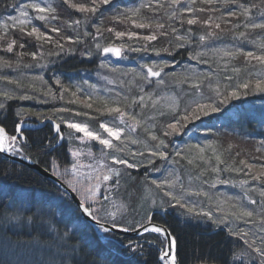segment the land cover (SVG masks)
<instances>
[{
  "label": "snow or ice",
  "instance_id": "1",
  "mask_svg": "<svg viewBox=\"0 0 264 264\" xmlns=\"http://www.w3.org/2000/svg\"><path fill=\"white\" fill-rule=\"evenodd\" d=\"M68 8L75 10V12L82 14L83 19L67 21L66 28L76 29L82 24L88 23L98 14H102V6L113 5L114 0H86V2H75V0H62ZM200 5L197 7V0H139L138 4L131 7L120 9L118 6L114 9V14L111 20L116 23L128 25L124 31H118L113 27H108L102 30L103 20L99 24H91L95 29V33L88 32L86 27L83 33L77 32L75 36H65L60 27L51 26L54 21H59L56 14L57 10L51 3L45 0H26L20 3L19 0H12L11 3L6 4L16 12V15H8L3 20H0V50L5 53H14L16 48L24 49L25 43L19 42L26 41L31 38L35 42L38 51L27 53L31 55L34 61L43 59L44 53L39 51L45 44L53 46V51L47 53L48 56H59L63 52L73 51L65 47L66 43L79 44L83 42L84 37H92L96 40L97 37L102 38L103 32L107 31L113 34L116 39L123 41L127 38L129 41L136 40L143 41L137 47L121 43L120 45L103 46L96 43L95 47L98 51L105 54H112L116 57H122L123 49L127 48L132 52H148L152 51L157 56L161 52L169 53L175 49L183 48L185 44L193 43L191 36L193 29L191 26H199L206 29L204 34L199 36V42H205L209 39L217 38L219 35L224 34L221 24L231 25L229 31L232 32V39L241 42H251L249 37L256 33L257 30L264 34V0L260 3H249L247 0H199ZM219 3L223 6L221 8L215 5ZM142 9H147L151 14V19L148 16L142 15ZM252 9H257L259 16L258 19H252ZM167 18V21H179L181 27L188 25L189 27L184 30V34L180 35V29L171 26V24L159 22V13ZM218 13V15H216ZM206 16L202 19L201 16ZM243 18V19H241ZM243 26L245 31L237 32L236 29ZM135 29H150L147 35H141ZM30 28V30H29ZM219 30V32L217 31ZM18 32L19 37L12 36L11 33ZM159 37H173L174 44L170 42L169 47L154 48L151 47L150 42L157 41ZM63 41V42H62ZM259 52L252 50H245L244 47H233L232 49H215V53L220 55L224 60V70H228V65L232 60L243 57L245 68H256L260 66L259 70L253 73L249 71L248 76L256 75L258 78L255 80L245 78L243 82H238L235 85L226 84L221 85L217 80L212 82L210 77L212 73L204 74L203 76H193L191 78L185 76L184 79L175 81L178 83H189V92L184 93L186 99L182 100L179 94H172L171 96L156 95L155 92H147L140 84L151 86L153 83L157 88L163 89L166 86L165 77L169 73L165 69L170 66V61H152L151 64L144 63L139 65V68L131 69L134 79L129 83H135L139 87V95L131 97L122 96L117 93L115 99H109L103 96H98L93 99L92 95H87L84 101H80L77 97V92L82 90L77 86V91L72 92L70 88L65 87L60 78L55 79V84L59 85V99L64 98L65 93H69L73 99L70 103L82 104L85 109H93L96 113L95 116H90L87 111L74 112L71 108L54 109L53 114L56 113H73L75 116H84L88 119L83 122H76L71 116L65 118L57 116L59 122L53 123V130L56 133L57 141H66L73 144L75 141H80L85 148H69L68 153L72 158L68 165L63 169L60 175L64 178V183L72 189L73 192L79 193L81 200L78 203V208L89 217L97 226V230L104 233V239H110V234L115 229H120L124 232L140 230L143 233H156L158 239L154 242L158 250L159 264H181L178 258V242L177 237L166 227H161L153 223V215H145L144 222L133 220L132 225L125 227L123 217L130 208V205L125 201H117L112 199V194L119 187L120 178L124 172L131 169H139L146 166H151L155 171H159L155 167L156 160H167L170 158L168 137L178 136L184 132L189 124L201 120L202 117L209 116L212 113L222 111L221 105H227L232 99H239L241 96L249 94V90L253 92L264 93V40L258 45ZM85 55H91L90 52H85ZM17 56V65L19 58L26 55L25 52H15ZM191 59L197 60L200 63H208L203 59L205 53L194 52L189 53ZM255 62V63H253ZM43 67V65H39ZM13 63L10 60L0 56V68H11ZM30 67V65H25ZM101 67H106L103 63ZM115 71V69H113ZM233 75L226 76L224 79L232 81L234 76L239 80L241 68L232 67ZM128 73H125L127 75ZM175 76V73L171 74ZM138 78V80L136 79ZM0 80L7 81L8 84L16 85L17 88L31 87L35 89V81H41L46 85L43 90L45 96H50L53 99L57 98V91L53 86L47 84L43 77H33V83L25 86L22 85L19 79L11 78L7 75H0ZM207 81L208 90L213 93L211 96H205L201 91L202 85ZM223 87V91L221 88ZM27 92L21 95H16L13 91H0V111L7 108V101L14 99L28 100L33 99ZM167 100V103L162 101ZM139 108L140 112L137 113L134 109ZM145 110H150L154 113L153 116L147 119L143 116ZM18 117L29 115L23 109L16 113ZM107 116V120H101L98 127H91L90 122L96 120L98 117ZM167 116L171 122L159 125L160 135L157 134V117ZM45 119H52L46 116ZM148 120L153 121L151 124ZM62 128L67 129V132ZM137 129H142L146 134V139L141 140L137 133ZM79 134V135H77ZM92 142L100 146L98 153H93L91 149ZM260 147L256 149L257 152L264 150V140L258 142ZM138 146L133 148L131 146ZM30 147L28 137L25 135L24 121L21 120L16 123L11 131L7 126L0 122V153L15 154L28 158L25 149ZM233 145L229 144L228 150ZM49 153L55 152V146L52 141H48L45 145ZM208 151L212 152V156H207ZM86 155L92 160V163L83 165L79 162L80 157ZM239 153H237V156ZM223 152L217 150L213 142L209 141L204 146L201 144L187 145L185 149L175 150L171 153L173 164H179L181 159L187 160L189 165H196L197 161H202L204 167H200V174L203 176L209 171L217 174V183H229L227 180H220L219 174L221 172H236L244 173L252 181H260L261 187L258 190L261 197L259 213L249 210L241 206L240 203L234 202L228 204V210L222 207H217L216 211L221 212L220 217H215L212 211H205L203 208L197 210L195 204H188L184 201L185 195H205L203 191L191 192L186 188L180 180L179 175H175V170L169 173L168 177L161 180L152 179L151 184L156 189L163 192L164 197L170 198L171 207H181L187 210L188 214H194L196 217L203 216L208 220L220 227L221 225L227 228L230 236L237 237L243 242L245 246L239 254H232L233 261H239L240 264H264V163L255 164L248 163L246 160L239 161L240 166L235 165V160L229 163L226 159L222 158ZM55 159V157H53ZM264 159V157H261ZM214 164L209 166V161ZM110 161V163H109ZM54 169H58L59 165L52 163L50 165ZM122 166V167H117ZM243 166V167H241ZM87 171H83L84 168ZM123 169V172H122ZM246 170V171H245ZM148 175V172H145ZM171 177V178H170ZM109 182L102 191V185ZM207 183V181H205ZM248 180L240 181L241 186L246 185ZM179 185L180 194H177L174 189ZM108 193L105 195L104 193ZM247 195V193H245ZM237 199V198H230ZM144 203L148 204V198H144ZM169 201L163 198L158 203L156 199L151 198L150 207H160ZM252 204H257L256 200H251ZM121 219H117V217ZM253 217H257L253 220ZM243 220L245 223H250L258 226L259 235L251 230L244 231L234 228L230 220ZM71 239V237H68ZM64 247H69L65 244ZM128 249L133 253L139 254L143 252V248L139 244H133L132 241L128 242ZM72 259L75 260L76 249H72ZM61 264H64L62 260ZM200 264H216V259L208 256L200 260ZM224 264H228L227 261Z\"/></svg>",
  "mask_w": 264,
  "mask_h": 264
},
{
  "label": "trees",
  "instance_id": "2",
  "mask_svg": "<svg viewBox=\"0 0 264 264\" xmlns=\"http://www.w3.org/2000/svg\"><path fill=\"white\" fill-rule=\"evenodd\" d=\"M23 1L26 0H19V2L22 3ZM52 1L61 15V20L57 27L62 29L65 36H75L77 32L82 34L85 27L88 32L94 34L95 31L93 32V30L95 29L91 27V24H99L101 20H103L102 30L108 27H113L118 31L126 30V28L130 26L116 23L111 20L114 9L117 6L120 9L131 7L130 5L136 4L138 0H114L113 5L102 6V14L98 13L88 25L82 24L80 28L81 31L79 28H66L65 22L83 19L82 14L68 8L62 3V0ZM11 2L12 0H0V16L13 10L5 6ZM75 2H86V0H75ZM247 2L259 4L260 0H247ZM196 6H202L199 0H197ZM215 6L223 10L221 4L217 3ZM254 12L258 13V10L252 9V13ZM142 15H146L151 19V14L148 13L147 9H142ZM158 15L160 16L159 22L166 23V27L167 24H171V26L179 28L180 35H183L184 30L189 27L186 24L181 27L180 22L176 20L168 22L163 12ZM216 15H218V13ZM201 18L204 19L206 16L202 15ZM191 27L193 29V34L191 36L193 43L185 44L183 48L175 49L171 54L161 52L160 55L157 56L152 51L132 52L127 48L124 49L125 51L132 52L123 54L129 57H140L144 56L146 53L147 58L143 60V64H151L152 59L157 62L161 60L170 61V66L165 69V72L169 73V75L165 77L166 86L163 89L155 86H145V91L149 92L153 90L155 94L159 93L161 90L164 92H174L179 94L181 99L184 100L186 99L184 93L189 92L190 89V81L189 83H178L175 81L182 80L185 76L191 78L197 75L203 76L204 74L212 73L213 75L210 77L212 82L215 83L218 80L222 86L229 83L235 85L238 82H243L245 78L252 80L258 78L256 75L248 76L247 73L253 70L255 72L258 71L260 66L257 65L256 68H245L244 58L242 56L232 60L231 64L228 65L227 71L224 70V60L227 58L221 59L217 57V55L211 54V50L208 49H206L203 57L208 63H200L197 60L191 59L189 53L199 52L196 48V46L199 45V36L206 31V29H202L199 26ZM221 27L224 29V34L211 39V42L217 39L220 41L216 42V45L223 44L224 42L235 43L236 45L242 44L246 51L252 50L259 52L258 45L264 40V34H261L259 30L249 37L250 41H255V43H251L233 40L232 32L229 31L232 27L231 25H224L222 23ZM131 30L137 31L141 35H147L151 31L150 29H135L134 27L131 28ZM217 31L219 32V30ZM236 31H245V29L241 25ZM11 35L17 38L19 37L18 32L11 33ZM19 42H24L25 47L24 49H19L17 47L15 52L23 51L26 55L19 58V64L17 65L18 58L15 52L5 53L0 50V56H4L5 59L13 63V67L0 68V71L1 69H6L9 73H11V71L15 73L21 71L20 73L24 74L25 71L23 70L27 68H32L35 65H43L44 76L48 78L50 74L56 75V78H60L63 83L64 81L70 83L73 79L82 80V76L85 75V72L89 77H85V80L88 79L89 82L94 81L91 74H96V78H98L100 73L96 62L101 51L96 49V42H100L102 46L120 45L124 43L131 47H137L139 44L144 43L143 41H139L138 44L136 40L129 41L127 38L121 41L116 39L113 34L104 31L103 37H97L96 40H93L92 37H84L82 43H66L65 47L73 49V51L63 52L59 56H48L47 53L53 51V46L45 44L42 49H39V51L44 53L43 59H39L37 62L33 60L31 55H27V53L38 51L35 42L32 41L31 38H27L26 41H20L18 39V43ZM170 42L174 44L173 37H159L157 41L150 42V45L151 47L159 49L169 47ZM206 46H208V44L205 45V47ZM85 52H90L91 55H85ZM170 57L172 59L177 57V59L171 61ZM137 61L138 59H134L130 62L138 63ZM113 64L116 65L119 63L114 61ZM25 65H30V67H25ZM232 67L241 68L242 71L239 74V80L235 76L232 81L224 79L226 76L233 75L231 71ZM172 73H175V76H172ZM44 81L47 80L44 79ZM20 82L22 85L27 86L33 83V80L29 82L22 79ZM204 86L207 88V81L202 85V90H205ZM44 88H46V85H39L38 81H35V89L31 87L19 88L18 90L21 91L19 94L27 92L29 96H33L34 98L7 101V108L0 111V122H3L9 131H11L19 119H21L16 113L25 106L30 110L40 107L42 108L40 110L42 113L46 114V116L51 115L50 117L57 120V117L51 114L53 112L49 102L44 104L39 101L40 96H45L43 94ZM131 89L132 91H130ZM5 90L7 89L5 88ZM130 90L127 95L129 99L140 94L139 87L132 86ZM221 90L223 91V87ZM181 92L183 93L181 94ZM206 95L211 96L213 93L207 88ZM236 102L238 104H236ZM96 106L97 105L94 104L93 109H95ZM221 108L222 111L218 112V115L212 113L209 116L202 117L201 120L189 124L187 129L193 127V125L197 123V126L200 127L209 126L207 132L214 139L215 147L218 151L223 152L222 158L226 159L229 163L235 160V165L240 166L239 161L241 159L246 160L248 163H264V159H261V157H264V150L260 152L256 151V149L260 147L258 142L264 140V93L249 90L248 95L241 96L239 99H232L227 105H221ZM82 111L84 112L85 110ZM87 112L90 116L96 115L95 111L91 112L87 110ZM153 115L154 113L150 110H145L143 112V116L146 119L147 116L151 117ZM81 117L84 120L88 119L84 116ZM102 119L103 117H98L96 120H92L90 124L93 125L92 127H95ZM152 122L153 121L148 120V123ZM156 122L158 125L156 131L157 134L160 135L159 125L171 121L167 116H164L157 117ZM198 132H200L199 129ZM51 134L52 129L49 125H46L37 135L31 136V134H29L28 140L30 147H28V151L26 152L31 160L48 170H52L50 165L52 164L51 159H53V157L57 159L56 161L58 163L59 160L66 162V147H56L55 138L52 139ZM49 140L53 142L55 152L49 153L46 150L45 145ZM229 144L233 145L230 150H228ZM237 153H239L238 156ZM156 163L158 166L161 161L157 159ZM197 164L200 167L205 166L202 161H197ZM212 164H214V160L209 161V166ZM175 167L178 168L181 176L193 177L195 182L200 183L202 188L205 189H208L210 186L202 183V181H209L210 178L217 176L210 171L201 176L200 167L189 165L187 160L184 159H181L179 164H175ZM149 168H151V166L132 169L125 172L120 178L117 191L118 194H122L123 199L130 205L128 210L130 217L135 218L133 213L136 211L135 208H137V204L139 203L141 217L137 220L138 222L142 223L145 215L148 214L153 215L152 222L162 224L168 228L171 233L177 237L178 258L181 264H196L208 256L215 258L218 264H224L225 261H227L228 264H240L239 261H233L232 254H239L242 248V241L237 237L230 236L226 229L219 227L218 229H213L209 224L204 225L203 222L185 219L176 215V213L171 210L170 212L161 214L156 212L155 209L153 210L152 208L142 206L141 201L144 198H150V196L144 195V191L141 188L142 185L146 184L149 180L145 175V172L148 171ZM220 177L221 179H227L231 183L248 180L245 186L247 190L245 191L248 193L250 199L242 203H247L249 210L259 213L261 208L259 203L261 197L259 191L253 189H259L261 187L260 181H252L244 173L236 172H221L219 174V178ZM0 185V190L5 189L8 192L6 194V200H0V205H3L2 207L4 208L0 216V264H61L62 260L64 264H158L156 258L158 250L154 243L158 239L157 234H144V237L117 235L116 239H120V243L110 245L109 247L106 243L102 242L93 232L92 228L80 218L77 208L68 197L62 194L57 198H53V195L55 194L56 196L57 194L54 191L53 185L30 169L1 159ZM2 192L4 193V191ZM116 192L113 193L114 196ZM22 193L23 195L19 196ZM25 193L28 195L25 196ZM242 194H244V192ZM251 200H256L257 204H252ZM55 210L61 212L60 216H56ZM48 212H51L50 216ZM63 213L64 215L62 216ZM252 219L256 220L257 217H253ZM230 222L233 223L234 221L231 220ZM124 223L125 227L132 225V223L127 224L126 221ZM236 223L238 226H236ZM236 223L232 225L234 228L244 231L251 230L259 235L257 225L245 223L243 220H237ZM244 227L246 228L244 229ZM68 237H71V239H68ZM129 241H132L134 245H141L143 252L139 254L133 253L127 247ZM65 244L69 245V247H64ZM124 244L126 245L123 246ZM73 247L76 249L75 260L72 259L73 253L71 249ZM248 264H251V262Z\"/></svg>",
  "mask_w": 264,
  "mask_h": 264
},
{
  "label": "rangeland",
  "instance_id": "3",
  "mask_svg": "<svg viewBox=\"0 0 264 264\" xmlns=\"http://www.w3.org/2000/svg\"><path fill=\"white\" fill-rule=\"evenodd\" d=\"M26 2V1H23ZM45 2L47 3H51L53 5V7L56 8L54 2L52 0H45ZM22 3V2H20ZM139 3V0L137 1L136 4ZM135 5V4H133ZM130 5V6H133ZM57 10V8H56ZM56 14L59 17V21H54L52 23L51 26H55L57 27L60 23L61 20V15L59 14V10H57ZM8 15H16V12H14L13 10H11L10 12H7L5 14H3L2 16H0V20H3L5 17H7ZM259 13H252V19H258ZM81 26L79 27V30L81 31ZM30 29V28H29ZM95 30H93L94 32ZM83 32V31H82ZM220 40H212L211 39L205 41V42H199V45L196 46V48L199 50V52H206V49L211 50V54L213 55H217V57L221 58L220 55L215 53V49H232L233 47H242V44H238L236 45L235 43H230V42H224L223 44H217L216 42H218ZM63 42V41H62ZM96 43H100V42H96ZM101 44V43H100ZM205 47V45H207ZM102 45V44H101ZM103 47V46H102ZM210 47V48H208ZM244 47V46H243ZM71 52V51H69ZM126 53H132L129 51H125L123 49V54ZM122 54V57H118L116 59H114L111 55L108 56L106 54H103L102 52H100V55L98 56V60H97V68L99 69V73L100 75L98 76V78H96V74H91L92 79L94 80L93 82H89L88 79L85 80V77L89 78L87 76V73L85 72V75L82 76V80H76L73 79L70 81V83H67L64 81H62L63 85L65 87L70 88V90L72 92H76L77 91V86H79V88L82 90L81 92H77V97L79 98L80 101H84L87 95H92L93 99L95 100L96 97L98 96H103L109 99H115L116 98V94L119 93L122 96H127L128 95V91L130 90V87L134 86L137 87V85L135 83H129V81H132L134 79L133 74L131 72V69L139 68V65L143 64V60L146 57V53L144 56H140V57H129V56H124ZM208 54V53H206ZM171 58V57H170ZM134 59H138V63H134V62H129L130 64L133 65V67L130 66H126L127 64L124 63L126 61H131ZM152 59V58H151ZM176 58H171V61H175ZM115 60H119L118 64L114 65L113 62ZM154 61L153 59L151 60V62ZM187 61V60H186ZM185 61V62H186ZM106 65V67H101V64ZM172 63V62H171ZM175 63V62H174ZM173 63V64H174ZM45 68V67H44ZM26 69V68H25ZM113 69H115V71H113ZM259 70V69H258ZM8 70L6 69H1L0 71V75H7L11 78H15V79H19V80H24V81H29L32 80L33 77H43V79L47 80V83H49L50 85L53 86V89L57 91V98L53 99L50 96H40L39 101L47 104L49 102V104L51 105V110L53 112L54 109H59V108H71L74 110V112L76 111H80L83 112L82 110L85 111H91L93 112L94 109H85L83 108L82 104H73L70 103V101L73 99V97H71V95L69 93H65L64 94V98L63 99H59V85L55 84V79H56V75H48L49 77L47 78L46 76H44V70L43 67L39 66V65H35L32 68H27L24 74H21V71H17V73H15L14 71H11V73L7 72ZM252 72L255 73V71L253 70ZM125 73H128L127 75H125ZM11 74V75H10ZM138 80V78H136ZM39 85L41 84L42 86H45V84L41 81H38ZM191 82V81H190ZM141 87H145L148 86L146 84H140ZM151 86H155L157 87V85L155 83H153ZM5 88L8 91H13L16 93V95H21L19 94L21 91L18 90L16 85L13 84H8L7 81H3L0 80V91H4ZM42 89V88H41ZM45 89V88H44ZM205 90L203 91L204 95H206L207 93V88L204 86ZM132 91V89L130 90ZM149 92H153V90L149 91ZM39 93V92H38ZM183 92H181L182 94ZM172 94H176V93H171V92H164V91H159V93H157L156 95H161V96H171ZM30 103H33L32 101H29ZM167 100L162 101V103H167ZM25 112H28L29 115L26 116H21V119H19V121L23 120L24 122H35V121H42L43 119H45L46 114L42 113V111H40L42 108L37 107L34 108V110H30L28 109L27 106L22 108ZM20 111V109L18 110ZM135 112L139 113L140 109L136 108L134 109ZM73 113H56L55 115L53 114L55 117L57 116H63L65 118H69L70 116L76 121V122H83L85 121L81 116H75ZM219 113H215L214 115H218ZM51 116V115H50ZM49 116V117H50ZM148 118V116H147ZM108 117H104L102 120H107ZM57 122H59L57 120ZM91 123V122H90ZM151 124V123H149ZM197 124L193 125V127L188 128L187 130H185L184 132H182L180 135L178 136H173V137H168V140L170 141L169 143V152H170V158L167 160H160L161 163L157 166V163L155 165L156 168L159 169V171H155L152 168L148 169V175H147V179H149L146 184L142 185V190L144 191V195L150 196V198L148 199V204L144 203V199L141 201V204L143 207L146 208H152L153 210L155 209L156 212H159L161 214H163L164 212H170V210L174 213H176V215L183 217L185 219H189V220H196L199 222H203L204 225H210L211 228L213 229H218V227L213 223V221L208 220L207 218L200 216V217H196L194 214H188L187 210L185 208H181L179 206L177 207H171V202L170 198L168 197H164L163 196V192L159 191L158 189L155 188L154 185L151 184V180L152 179H156V180H161L164 179L165 177L169 176L170 172H173L175 170V175H179L180 180L183 182L184 186L186 188H188L191 192H195V191H203L205 193H207V196L205 195H185L184 196V201H186L188 204H195L197 210L203 208L205 211H212L213 215L215 217H220L222 215L221 212L216 211L217 207H222L225 210H228V205L224 203V201H228V204L237 202L240 203L241 206L246 207L249 209L248 204L247 203H242L245 202L246 200L250 199L248 193L245 191L247 190V188H245L246 185L241 186L240 182H236V183H217L216 182V176L210 178L209 181H207V183L205 182L206 180L202 181V183L204 184H208L210 187L208 189L202 188V185H200V183H196L195 180L193 179V177L191 176H181V174L179 173L178 168L175 167V164H173L172 158H171V153L175 150H181V149H185V147L187 145H195V144H201L202 146H204L207 142L211 141L213 142L214 146H215V142L214 139L208 134V128L209 126H197ZM46 126V125H45ZM44 126V127H45ZM90 126L92 127L93 125L90 124ZM95 127H98V125H96ZM93 127V128H95ZM198 129L200 132H198ZM40 130V129H39ZM63 131L67 132V129L62 128ZM31 133V132H30ZM79 135V134H77ZM138 135L139 138L141 140L146 139V134L143 132L142 129H137V133L133 134ZM63 144L66 145H62L60 144L58 147L60 146H64L66 147V151H67V156L68 159L71 160L72 158L70 157L69 153H68V149L69 148H85L86 150V146L83 145L80 141H75L73 144H69L66 141H63ZM133 148H136L138 146H131ZM100 146L98 144H96L95 142H92L91 144V149L93 151V153H98ZM207 156H211L212 152L208 151L206 153ZM79 162L83 165H88L90 163H92V160L87 157L86 155H82L80 157ZM110 162V161H109ZM117 167H122V166H117ZM86 168V167H85ZM83 169V171H87V169ZM54 172H56L58 175H60V173L62 172L59 171V169H54ZM132 170V169H131ZM130 171V170H128ZM127 171V172H128ZM123 172V169H122ZM125 173V172H124ZM123 173V174H124ZM217 175V174H215ZM61 176V175H60ZM171 178V177H170ZM63 179V180H62ZM220 180H227V179H221V177L219 178ZM61 180L64 183V178L61 176ZM228 181V180H227ZM109 182H105L104 185H102V191L103 188L108 184ZM67 187L68 185L66 183H64ZM70 188V187H69ZM71 189V188H70ZM72 190V189H71ZM117 191V189L115 190V192ZM174 191L177 194H180V188L179 185L176 187V189H174ZM62 192V191H61ZM244 192V194H242ZM76 194V196L81 200V197L79 195V193L74 192ZM245 193H247V195H245ZM105 195H107L108 193H104ZM151 198H154L157 200V202L159 203L160 200L163 198L165 201H169V203H165L160 207H150L151 205ZM230 198H237V199H230ZM112 199L117 200V201H125L126 200L123 199L122 194H118V191L116 192V195L114 196L112 194ZM128 203V202H127ZM140 204H137V208L136 211H134L133 216L135 218L130 217V215L128 213H126L123 217V223L126 221L127 224L128 223H132L133 220L137 221L140 217H141V211H139V207ZM78 212V210H77ZM132 218V219H131ZM117 219H121V217H117ZM231 221V220H230ZM232 221H234L233 223H231V225H234L236 223L237 220L232 219ZM144 222V221H143ZM142 222V223H143ZM212 222V223H210ZM125 224V223H124ZM236 226H238V224L236 223ZM244 226V225H243ZM219 228H223L226 229L227 228L223 225H221ZM246 227H244L245 229ZM96 236H98V238H100V240L104 243H106L109 247L110 245L113 244H118L120 243V239H116L117 237V233L112 232L110 234L111 238L110 239H104L103 237L105 236L104 233H95ZM144 234H149V233H141L137 236H141L144 237ZM156 234V233H153ZM137 236H133V237H137ZM122 243V242H121ZM126 244H124L123 246H125ZM245 246L243 245L242 242V248L240 249V251L244 248ZM239 251V252H240ZM158 255L159 253H157L156 258H157V262L158 261ZM200 262H197L196 264H199ZM249 263V262H248Z\"/></svg>",
  "mask_w": 264,
  "mask_h": 264
},
{
  "label": "water",
  "instance_id": "4",
  "mask_svg": "<svg viewBox=\"0 0 264 264\" xmlns=\"http://www.w3.org/2000/svg\"><path fill=\"white\" fill-rule=\"evenodd\" d=\"M54 122L55 121L53 119H44L43 121H40V122H24V128L25 129H39L41 127H44L46 124H49L53 128ZM59 142L56 144L57 146L60 145ZM0 159L6 160V161L11 162L13 164L25 165L26 167L31 169L33 172L43 176L44 178H46L49 181L56 184L59 187V189L71 199V201L76 206V208L79 212V216L90 225V227L92 228V230L95 233H99V231L97 230V226H96L95 222H93L89 217H87L82 212V210L80 208H78V203H79L80 199L76 196V194L69 187H67L63 182H61L59 179H57L55 176H53L50 172H48L47 170L42 168L39 164H37L36 162L31 160L29 157L24 158L23 156L11 154V153L10 154L0 153ZM153 223H155V222H153ZM155 224H158V223H155ZM158 225H160L161 227H165L162 224H158ZM113 232L117 233L119 235L132 236V237L141 234L140 230L124 232V231L120 230L119 228L113 230ZM216 264H218V263H216Z\"/></svg>",
  "mask_w": 264,
  "mask_h": 264
},
{
  "label": "bare ground",
  "instance_id": "5",
  "mask_svg": "<svg viewBox=\"0 0 264 264\" xmlns=\"http://www.w3.org/2000/svg\"><path fill=\"white\" fill-rule=\"evenodd\" d=\"M50 126V125H49ZM51 127V129H52V133H53V136H54V138H55V142L56 143H58L59 141H57V139H56V133L54 132V130H53V128H52V126H50ZM59 144H62V145H66V144H63V141H60L59 142ZM65 155H66V162L65 161H60L59 160V163L56 161L57 159H51V162L52 163H55V164H58L59 165V171L60 172H62V169H64V167L66 166V165H68V162L70 161L69 159H68V156H67V151L65 150ZM64 158V157H63ZM1 160V159H0ZM20 166H23V167H26L25 165H20ZM42 168H44L43 166H41ZM26 168H28V167H26ZM29 169V168H28ZM45 170H47L48 172H50L53 176H55L57 179H59L61 182H62V180H61V176L60 175H58L56 172H54V170H53V168H52V170H48V169H46V168H44ZM31 170V169H30ZM32 171V170H31ZM33 172V171H32ZM35 173V172H34ZM35 174H37V173H35ZM38 176H41V175H39V174H37ZM43 179H46V178H44L43 176H41ZM46 180H48V179H46ZM49 181V180H48ZM52 185H53V187H54V191L57 193L56 194V196H55V194L53 195V198H57L58 196H61L63 193L61 192V190L59 189V187L56 185V184H54L53 182H51V181H49ZM0 187H1V185H0ZM2 189V188H1ZM2 191H4V193L2 192ZM6 190L5 189H2V190H0V200L2 199L3 201H5L6 200V194L8 193L7 191L5 192ZM21 195H23V193L22 194H20L19 196H21ZM28 194L27 193H25V196H27ZM33 199V198H32ZM3 206V205H2ZM1 205H0V216L2 215V213H3V210H4V208L2 207ZM55 212V214H56V216H60V214H61V212L59 211V210H55L54 211ZM48 214H49V216L51 215V212H48ZM64 215V213L62 214V216ZM35 249V248H34Z\"/></svg>",
  "mask_w": 264,
  "mask_h": 264
},
{
  "label": "flooded vegetation",
  "instance_id": "6",
  "mask_svg": "<svg viewBox=\"0 0 264 264\" xmlns=\"http://www.w3.org/2000/svg\"><path fill=\"white\" fill-rule=\"evenodd\" d=\"M44 128V127H43ZM43 128H40L39 129H25V135L28 137L29 134H31V136L33 135H37L38 132H40ZM31 132V133H30ZM51 138L53 139L54 136H53V133L51 134ZM57 147V146H56ZM28 151V148L25 149V153Z\"/></svg>",
  "mask_w": 264,
  "mask_h": 264
}]
</instances>
